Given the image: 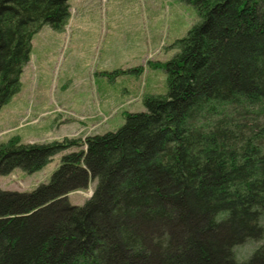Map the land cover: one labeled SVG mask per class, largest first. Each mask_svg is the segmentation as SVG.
<instances>
[{
    "label": "trees",
    "instance_id": "16d2710c",
    "mask_svg": "<svg viewBox=\"0 0 264 264\" xmlns=\"http://www.w3.org/2000/svg\"><path fill=\"white\" fill-rule=\"evenodd\" d=\"M67 1L0 0V109L20 90L33 35L64 28ZM184 1L198 21L170 59L147 63L165 70V95L102 134L0 142L3 175L78 148L47 183L0 188V264H264V0Z\"/></svg>",
    "mask_w": 264,
    "mask_h": 264
},
{
    "label": "rangeland",
    "instance_id": "374dc122",
    "mask_svg": "<svg viewBox=\"0 0 264 264\" xmlns=\"http://www.w3.org/2000/svg\"><path fill=\"white\" fill-rule=\"evenodd\" d=\"M70 15L62 30L43 25L31 41L21 87L0 109V142L19 135L22 143L84 138L116 130L126 112L143 111L146 95L167 93L166 72L148 61L164 62L174 44L198 21L195 7L184 0H68ZM142 66L143 71L113 74ZM53 155L40 170L15 168L0 174V188L30 191L47 183L64 153ZM87 188L67 194L82 205ZM255 247L239 248L244 259Z\"/></svg>",
    "mask_w": 264,
    "mask_h": 264
}]
</instances>
